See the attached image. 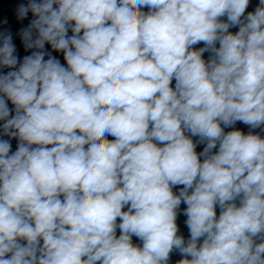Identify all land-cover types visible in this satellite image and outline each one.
I'll use <instances>...</instances> for the list:
<instances>
[{
	"label": "clouds",
	"instance_id": "9594fccd",
	"mask_svg": "<svg viewBox=\"0 0 264 264\" xmlns=\"http://www.w3.org/2000/svg\"><path fill=\"white\" fill-rule=\"evenodd\" d=\"M249 5H17L30 54L0 32V264H264V0Z\"/></svg>",
	"mask_w": 264,
	"mask_h": 264
},
{
	"label": "water",
	"instance_id": "95a60500",
	"mask_svg": "<svg viewBox=\"0 0 264 264\" xmlns=\"http://www.w3.org/2000/svg\"><path fill=\"white\" fill-rule=\"evenodd\" d=\"M20 3H26V0H0V32H3L5 29L10 30L12 35H13V42L17 47V52H18V56L22 59L23 56L30 54V50L29 51H25L22 40L20 38L19 35V31L21 28H25L28 26L30 20L32 19V15L31 13H29L28 17L25 18L23 21H20L17 19L16 17V8L17 5ZM259 0H250V5L248 8V11H254L255 7L258 5ZM5 17L8 20V23L5 25L3 24V20L5 19ZM237 29H230V31H236ZM69 35H71V32L69 33ZM202 45H198L197 47H200ZM48 47V46H46ZM208 54L205 53V58L207 59ZM59 58L61 59V62L64 63L63 61V57L62 55L59 56ZM7 71V70H5ZM174 81H173V86H174ZM9 107H13L10 103H9ZM235 128L242 130L245 134H247L249 132V128L248 126L242 124V123H237L235 125ZM232 129H225V131H230ZM254 132L260 133V135L262 137H264V132H261L260 129H256L254 130ZM6 138V137H5ZM196 139V138H193ZM16 145H17V141L16 140H12V150L15 151L16 150ZM203 148V145H199L197 147V152L201 151ZM179 187L182 186H178L177 188L173 189L174 191L178 192ZM186 207V205H184L183 203L181 204V213L182 210ZM217 213L219 214V208L217 209ZM186 220V217L183 214H180L178 216V226L180 228L181 233L185 236V238L188 237L189 235V231L186 227V225L184 224V221ZM119 234V231L118 233ZM133 243L135 244H140L141 242L133 237ZM180 255L177 253H173L172 257H171V261L170 264H175V262L180 259Z\"/></svg>",
	"mask_w": 264,
	"mask_h": 264
}]
</instances>
